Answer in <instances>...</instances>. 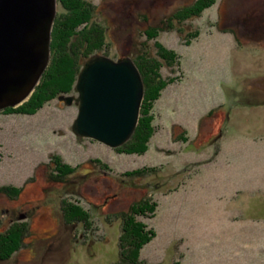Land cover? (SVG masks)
I'll list each match as a JSON object with an SVG mask.
<instances>
[{
	"label": "rangeland",
	"instance_id": "374dc122",
	"mask_svg": "<svg viewBox=\"0 0 264 264\" xmlns=\"http://www.w3.org/2000/svg\"><path fill=\"white\" fill-rule=\"evenodd\" d=\"M87 1L106 30L102 55L157 56L159 43L179 57L162 69L174 81L154 103L143 155L77 136L76 103L58 98L34 115L0 110V230H25L0 264H116L122 214L146 199L158 207L136 216L156 232L144 264H264V0H214L153 40L149 29L198 0ZM59 167L74 173L55 181ZM146 168L156 172L130 176ZM71 203L88 225L66 223Z\"/></svg>",
	"mask_w": 264,
	"mask_h": 264
},
{
	"label": "trees",
	"instance_id": "16d2710c",
	"mask_svg": "<svg viewBox=\"0 0 264 264\" xmlns=\"http://www.w3.org/2000/svg\"><path fill=\"white\" fill-rule=\"evenodd\" d=\"M63 12L57 16L52 33V56L40 84L36 87L30 100L18 108H8L4 112L12 114L34 115L43 106L62 95L71 94L77 83L79 73L86 60L96 54H101L106 48V30L98 23H94L96 7L87 0H58ZM214 0H198L195 4L179 10L172 17L163 20L161 26L152 27L147 31L149 40L156 39L161 31L174 30L175 23H182L200 14L211 7ZM226 30V29H224ZM229 31L235 34L233 29ZM187 44L198 37V33L189 36ZM157 56L147 52L134 59L145 85V97L141 108L140 119L135 133L122 147L118 148L121 154L143 155L149 151L150 142L155 135L154 103L160 99L163 90L172 83L173 79H165L162 69L165 65L171 67L178 64L179 57L174 51H169L161 44L156 43ZM100 162V161H99ZM59 175L53 178L61 181L73 175L71 167H59ZM155 168L136 170L130 176L142 177L149 173L153 175ZM20 190V189H19ZM16 188H4L10 196H19ZM65 221L67 224L83 223L88 225L89 215L79 205L71 203L67 206ZM158 204L152 199L136 204L130 214L123 213V227L120 237V256L116 264H144L141 261V251L155 237L156 232L147 224L137 220V215H146L157 211ZM1 228V221H0ZM24 228L15 225L6 231L0 230V259L9 260L13 253L22 246Z\"/></svg>",
	"mask_w": 264,
	"mask_h": 264
},
{
	"label": "water",
	"instance_id": "95a60500",
	"mask_svg": "<svg viewBox=\"0 0 264 264\" xmlns=\"http://www.w3.org/2000/svg\"><path fill=\"white\" fill-rule=\"evenodd\" d=\"M58 0H0V110L21 106L33 95L52 56ZM59 100L79 105L74 133L119 148L139 123L145 97L132 58L96 54L86 60L74 87Z\"/></svg>",
	"mask_w": 264,
	"mask_h": 264
},
{
	"label": "bare ground",
	"instance_id": "6f19581e",
	"mask_svg": "<svg viewBox=\"0 0 264 264\" xmlns=\"http://www.w3.org/2000/svg\"><path fill=\"white\" fill-rule=\"evenodd\" d=\"M29 100H30V99H28L27 101H29ZM27 101H26V102H27ZM26 102H25V103H26ZM22 105H23V104H22ZM5 110H6V109H5ZM122 146H123V145H122ZM122 146H121V147H122ZM45 228H46V227H45Z\"/></svg>",
	"mask_w": 264,
	"mask_h": 264
}]
</instances>
